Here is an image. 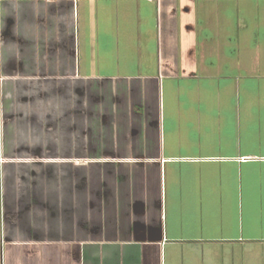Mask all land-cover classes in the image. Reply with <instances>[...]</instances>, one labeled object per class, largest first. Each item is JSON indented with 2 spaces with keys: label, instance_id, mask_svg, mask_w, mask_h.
Instances as JSON below:
<instances>
[{
  "label": "crops",
  "instance_id": "0c3cea01",
  "mask_svg": "<svg viewBox=\"0 0 264 264\" xmlns=\"http://www.w3.org/2000/svg\"><path fill=\"white\" fill-rule=\"evenodd\" d=\"M0 264H264V0H0Z\"/></svg>",
  "mask_w": 264,
  "mask_h": 264
}]
</instances>
